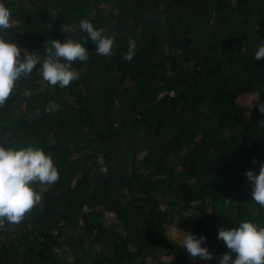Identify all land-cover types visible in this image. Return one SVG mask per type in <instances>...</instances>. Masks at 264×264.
Returning a JSON list of instances; mask_svg holds the SVG:
<instances>
[{
  "label": "trees",
  "instance_id": "16d2710c",
  "mask_svg": "<svg viewBox=\"0 0 264 264\" xmlns=\"http://www.w3.org/2000/svg\"><path fill=\"white\" fill-rule=\"evenodd\" d=\"M7 3L11 38L40 55L47 39L66 37L62 24L82 19L115 46L100 55L85 41L78 79L61 88L34 69L16 85L33 94L14 91L0 106V142L42 147L60 171L36 182L41 200L22 221L0 226V264H219L230 251L221 227L264 223L246 175L264 163V59L254 58L264 0ZM251 95L255 107L239 102ZM170 226L207 234L215 258L190 257Z\"/></svg>",
  "mask_w": 264,
  "mask_h": 264
},
{
  "label": "clouds",
  "instance_id": "9594fccd",
  "mask_svg": "<svg viewBox=\"0 0 264 264\" xmlns=\"http://www.w3.org/2000/svg\"><path fill=\"white\" fill-rule=\"evenodd\" d=\"M13 12L7 0H0V106H3L13 92L21 93L16 87L21 77L28 78L33 70L40 74L51 85L63 88L80 76L73 67L76 60L86 61L89 58V47L85 41L91 40L96 52L100 55L111 54L115 46V37L104 33L88 19L80 20L78 25L62 24L66 37L46 41L45 55L38 54L20 46L11 38ZM87 33L84 37L73 35ZM129 48L125 60H133L137 42L129 39ZM255 60L264 59V42L254 54ZM23 96H31L33 90L25 88ZM257 98L255 101L260 100ZM57 104L51 103L48 111H55ZM264 113V102L259 104ZM38 115V113H37ZM246 175L251 183L253 200L264 207V163L259 173L249 169ZM60 178V171L54 162L53 155L44 148L34 144L17 147L0 142V226L5 222L18 223L25 214L41 200L36 182L41 185L52 184ZM237 227H221L218 239H222L230 251L219 257V264H264V223L255 219H246ZM207 234H198L191 230L183 231L182 247L190 257H200L205 261L212 260L216 254L204 242Z\"/></svg>",
  "mask_w": 264,
  "mask_h": 264
},
{
  "label": "rangeland",
  "instance_id": "374dc122",
  "mask_svg": "<svg viewBox=\"0 0 264 264\" xmlns=\"http://www.w3.org/2000/svg\"><path fill=\"white\" fill-rule=\"evenodd\" d=\"M16 22L13 21L12 25L15 24ZM258 98L257 95H251V96H242L239 99V102L242 103L245 106H251V107H255L256 104L258 103V101H255L253 103L254 100H256ZM143 158V155L141 156V160ZM180 169H182V167H180ZM107 221L108 223H114L115 222V218L113 215L111 214H107ZM183 231L185 230H181L179 228H177L176 226H170L167 228V234L168 236L174 240L176 243L182 244V239H183ZM174 258L173 257H169V256H163L162 257V262L163 264H173L174 263ZM204 264V263H203Z\"/></svg>",
  "mask_w": 264,
  "mask_h": 264
},
{
  "label": "built area",
  "instance_id": "2783aa9c",
  "mask_svg": "<svg viewBox=\"0 0 264 264\" xmlns=\"http://www.w3.org/2000/svg\"><path fill=\"white\" fill-rule=\"evenodd\" d=\"M166 94L170 95L171 97H174L175 96L174 92L162 93L161 96H164Z\"/></svg>",
  "mask_w": 264,
  "mask_h": 264
}]
</instances>
